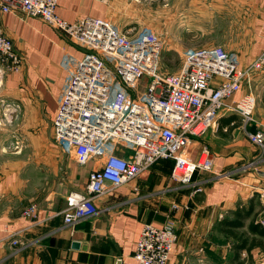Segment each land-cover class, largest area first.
Listing matches in <instances>:
<instances>
[{"label":"crops","instance_id":"obj_1","mask_svg":"<svg viewBox=\"0 0 264 264\" xmlns=\"http://www.w3.org/2000/svg\"><path fill=\"white\" fill-rule=\"evenodd\" d=\"M122 1L128 8L125 20L122 15L115 18L119 7L108 0H58L56 14L70 23L91 17L131 30L133 4ZM175 1L171 19L178 37L218 38L215 46L237 54L243 68L264 50V0ZM182 4L188 8L180 9ZM228 15L237 29L250 28L247 34L240 32L235 43L224 34L232 28ZM3 27L23 63L18 73L7 72L0 63V264H137L134 253L144 225L160 227L168 218L178 235L168 264H236L244 254L252 264H264L263 248L238 253L234 248L238 242L223 224L251 203L256 220L260 215L264 146L253 144L247 133L264 131V94L259 90L264 87V71L252 80L256 107L254 122L246 130L228 109L246 94L243 85L225 101L218 124L193 141V160L203 147L211 151L212 173L198 172L192 185L185 186L171 178L173 160L157 161L133 181L99 196L98 213L69 227L63 220L69 195L83 192L89 173L100 168L96 161L78 164L54 138V118L66 85L62 59L66 53L82 57L85 50L40 18L23 20L7 14ZM221 80L216 77L212 86ZM21 133L43 135L27 143L26 154L20 148ZM35 151H40L38 156ZM117 152L131 155L123 148ZM197 187L203 191L195 192ZM31 205L37 206V219L23 214ZM249 223L241 230L253 239L257 236L248 232ZM15 239L20 244L14 246Z\"/></svg>","mask_w":264,"mask_h":264},{"label":"built area","instance_id":"obj_2","mask_svg":"<svg viewBox=\"0 0 264 264\" xmlns=\"http://www.w3.org/2000/svg\"><path fill=\"white\" fill-rule=\"evenodd\" d=\"M57 5L58 0H0V63L13 73L20 72L23 63L4 33L7 14L40 18L85 50L82 57L66 53L62 59L66 85L54 119V138L78 164L96 161L100 168L89 173L83 192L69 195L64 224L73 227L96 215L99 196L133 181L157 161L173 160L171 178L185 186L192 185L198 172L212 173L211 151L203 147L193 160L191 145L218 124L225 101L242 90L252 73L264 69V50L243 68L239 56L222 47L189 48L181 69L163 74V40L156 32L125 31L91 17L70 23L56 14ZM145 75L152 78L148 86ZM216 77L222 80L214 87ZM255 107L250 92L228 109L246 130L254 122ZM247 134L253 144L264 146V131ZM120 148L131 155L119 154ZM260 201L257 223L264 226V192ZM23 214L37 219V206ZM177 241L171 219L160 227L145 224L134 259L137 264H168ZM12 244L20 243L15 239Z\"/></svg>","mask_w":264,"mask_h":264},{"label":"rangeland","instance_id":"obj_3","mask_svg":"<svg viewBox=\"0 0 264 264\" xmlns=\"http://www.w3.org/2000/svg\"><path fill=\"white\" fill-rule=\"evenodd\" d=\"M109 2H112L113 6L115 8H118V12L115 15V18L118 15L124 16V12L128 11V8L125 7L126 4L124 3L125 1L122 0H108ZM132 3L130 2L129 4H133L130 7V20L128 25L132 26L133 29H151L152 31L156 32L161 39L163 40V48L161 51V56H160V71L163 74H168V73H175L179 71L184 63V54L187 49L189 48H205L209 46H215L217 45L218 38H209V37H181L177 36V32L174 30L177 29L175 25H173V21L171 19V14H172V9L174 8L173 5L176 2L175 0H142L141 5L139 6V2H134L133 0ZM137 4V5H135ZM122 7V14L120 13V8ZM186 9L188 7H184L183 4L180 7V9ZM231 11L229 10V13ZM248 14H244V18L247 17ZM127 18V16H124V20ZM229 19V15H228ZM232 25V28L225 31V36L227 37L228 41L231 43L236 42V38L240 32H243L247 34L249 32V27L244 28L242 31L237 29V26L235 25V22L231 21L229 19ZM243 20L241 21V23ZM239 24V23H238ZM136 28H134V26ZM230 28V27H229ZM242 28V26H240ZM232 35V36H231ZM226 40V39H225ZM264 71V69L260 70ZM260 71H255L254 73L251 74L250 78L248 81H245L244 85V90H246V94L250 93L253 94L256 97V92L257 89H254L253 85V78H255L256 74H258ZM10 72V71H7ZM152 78L148 75H145L143 83L148 86L151 82ZM259 90L261 91L262 94H264V87L260 85ZM9 119V117H6ZM55 119V118H54ZM41 135L38 134H25L21 133L20 134V148L22 151H24L26 154L28 152L26 145L27 143L33 142L34 137H37L36 140L39 141L38 139ZM36 155L38 156V153L40 151H35ZM38 152V153H37ZM32 154V151H30V155ZM47 184V183H46ZM45 183H42L44 187L47 188V185ZM245 233V230H238V234ZM264 240H262L263 242ZM258 247V246H257ZM252 264L251 257L244 254L242 255V260H238L236 264Z\"/></svg>","mask_w":264,"mask_h":264},{"label":"trees","instance_id":"obj_4","mask_svg":"<svg viewBox=\"0 0 264 264\" xmlns=\"http://www.w3.org/2000/svg\"><path fill=\"white\" fill-rule=\"evenodd\" d=\"M254 205L251 203L248 208L238 209L234 214L233 218H229L225 220L223 223L227 229V234L232 238L236 239L238 244L235 245L236 251L239 253L241 250H245L246 252L250 253L252 248L255 246H260L264 249V227L261 224H258L256 221L257 214H254ZM250 220L248 225V232L254 236L252 239L246 236L245 233L238 234V230L243 229L245 223Z\"/></svg>","mask_w":264,"mask_h":264},{"label":"water","instance_id":"obj_5","mask_svg":"<svg viewBox=\"0 0 264 264\" xmlns=\"http://www.w3.org/2000/svg\"><path fill=\"white\" fill-rule=\"evenodd\" d=\"M73 247H74V248H78V247H79V243L74 242V243H73Z\"/></svg>","mask_w":264,"mask_h":264}]
</instances>
